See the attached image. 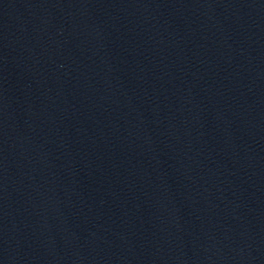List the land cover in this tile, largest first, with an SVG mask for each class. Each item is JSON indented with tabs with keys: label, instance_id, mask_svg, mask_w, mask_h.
<instances>
[{
	"label": "water",
	"instance_id": "1",
	"mask_svg": "<svg viewBox=\"0 0 264 264\" xmlns=\"http://www.w3.org/2000/svg\"><path fill=\"white\" fill-rule=\"evenodd\" d=\"M0 264H264V0H0Z\"/></svg>",
	"mask_w": 264,
	"mask_h": 264
}]
</instances>
